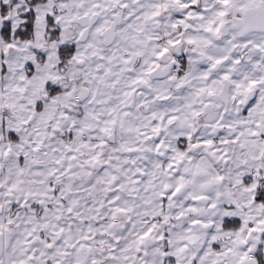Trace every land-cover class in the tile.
<instances>
[{"label":"snow or ice","instance_id":"snow-or-ice-1","mask_svg":"<svg viewBox=\"0 0 264 264\" xmlns=\"http://www.w3.org/2000/svg\"><path fill=\"white\" fill-rule=\"evenodd\" d=\"M0 264H264V0H0Z\"/></svg>","mask_w":264,"mask_h":264}]
</instances>
